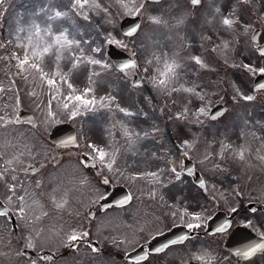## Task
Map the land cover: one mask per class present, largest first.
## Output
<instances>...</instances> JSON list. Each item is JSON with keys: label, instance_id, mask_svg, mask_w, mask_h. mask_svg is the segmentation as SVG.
<instances>
[{"label": "snow or ice", "instance_id": "6c2138e0", "mask_svg": "<svg viewBox=\"0 0 264 264\" xmlns=\"http://www.w3.org/2000/svg\"><path fill=\"white\" fill-rule=\"evenodd\" d=\"M262 9L264 0H0V264H58L80 243L102 255L94 239L129 257L173 228L129 259L264 264V181H242L264 173ZM221 66L223 77L204 78ZM213 99L225 106L213 110ZM66 121L74 130L50 139ZM129 154L146 159L120 167ZM113 181L129 185L119 199ZM143 196V216H110ZM228 238L237 243L225 255Z\"/></svg>", "mask_w": 264, "mask_h": 264}, {"label": "rangeland", "instance_id": "374dc122", "mask_svg": "<svg viewBox=\"0 0 264 264\" xmlns=\"http://www.w3.org/2000/svg\"><path fill=\"white\" fill-rule=\"evenodd\" d=\"M16 2H17V0H15L14 3H16ZM19 2L20 3H25V0H19ZM252 2H253V5L254 6H260V0H252ZM262 10H264V9H262ZM2 54L3 53L0 52V55H2ZM0 67H3L2 62H0ZM226 72H229V70L226 69V68H224L223 66H221L220 69H219V71L215 73V76H214V78L212 80L215 81L216 78H217V76L223 77ZM0 77H2V73H0ZM206 77H207V79L209 77L207 73L204 74V78L205 79H206ZM221 87H225V85H221ZM221 95H223V93H221ZM225 99H227V97H225ZM161 102L162 103L164 102L163 99H161ZM217 103H220V102H218L216 99H213V102L210 105V107L214 106ZM26 104H30V102H27L26 101ZM168 107L171 108L172 107V104L169 103L168 104ZM231 118H232V114L231 113H229L228 116L225 117V119H231ZM125 158L128 161L131 160V159H133V157H131L130 154H129L128 157H125ZM135 158L136 159H139V160L146 159V157L140 156V155H138ZM190 158L192 160H194V162L196 163V166L198 167V165H197V159L194 156H192ZM123 164H125V162H123ZM248 175H251L252 176V178H253L252 180L254 181V184L255 185L258 184L257 183L258 181H260V182L261 181H264V173H262L259 168L253 169V170L249 171L246 174H242V181H244L248 177ZM189 181H191V180L189 179ZM134 186H137L140 189V191H144V192L147 191V186L142 181H138L137 184H135ZM248 186H252V185L249 184ZM187 191H188V194L190 196H192V197H195L197 195L196 189L194 187H191L190 186V188ZM84 196L86 198L87 194L84 193ZM138 204H140V203L138 202ZM151 207H152V202H148L145 199V202H142L140 204V208L142 209V213H141L140 216H143L144 211L146 209H150ZM98 241L102 244V246H106L105 248H107V251L110 253V256H111V258L113 260L117 261L118 264H124V259H122L124 256L122 255L121 250L116 249L115 246L109 245V244H107V242H105L103 240H98ZM103 244H105V245H103ZM134 246H136V245H133L132 248H134ZM78 248H79V251H74L71 254V257L70 258H66L65 260L60 261V263L58 262V264H100V260L102 258H107L108 257V255H104V254H102V255H100V254H92L90 251H88L85 248H82L81 246H78ZM17 264H19V262H17ZM128 264H134V263H129L128 262Z\"/></svg>", "mask_w": 264, "mask_h": 264}, {"label": "flooded vegetation", "instance_id": "af4514ba", "mask_svg": "<svg viewBox=\"0 0 264 264\" xmlns=\"http://www.w3.org/2000/svg\"><path fill=\"white\" fill-rule=\"evenodd\" d=\"M31 109H32L31 104H26V105H25V109H24V110H31ZM25 126H27V125H25ZM119 166L121 167V165H119ZM93 171H94V170H93ZM33 175H34V174H33ZM243 183H244V182H243ZM244 184H245V183H244ZM120 185H124V184L122 183V181H119V182L113 181L112 183H110V184L108 185V192L111 193L112 190H113L116 186H120ZM247 186H248V185H247ZM85 193L87 194V192H85ZM86 197H87V196H86ZM142 200H143V198L141 197V200L136 201L137 203H135L134 205H131V206H124L123 208H121L120 206L113 205L112 208L109 210V214H110V216H112V217L117 216V214H122V215L124 216L125 219H127V220L130 221V217H131V214H132L133 212H138L139 215L142 213V209H141V208L139 207V205H138V202H141V203H142ZM147 200H148V201H151L149 198H147ZM141 203H140V204H141ZM74 204H75V201H74ZM253 206H255V205H253ZM98 208H99L98 205L93 206L92 211L98 213ZM218 212H222V214L220 215V218H221V217L224 215V212H223L222 207H221V209L217 210V213H218ZM9 225L11 226V222H9ZM237 227H238V228H242L243 226H237ZM173 229H174V228H173ZM121 230H122V229H121ZM171 230H172V229H171ZM161 231H162L163 233L167 232V231H165V230H163V229H161ZM249 231H250V230H249ZM94 240H95V239H94ZM94 240H93V241H94ZM236 243H237V241H235V240L232 239V238L224 239V240L221 241V244L223 245V248H224L225 255H227V250H228L229 248L233 247L234 244H236ZM146 244H147V242H146L145 244L142 243V244H140L139 246H141V245H145V246H146ZM78 246H82L83 248H86V246H85L84 244H82V243L78 244ZM176 247H179V245H177ZM101 249H102V247H101ZM103 250H104V249H103ZM75 251H77V250L75 249ZM25 252H26L28 255H34V252H33V250H31V249H26ZM73 252H74V249L71 248V247H68V248H66V249H61V250H60V255H59V257H58L57 259H58V260H61V259H63V258H70V257H71V254H72ZM104 252H105V250L103 251V253H104ZM156 255L159 257L160 260H164V259H165V256H164L163 254H156ZM256 259L259 260V259H260L259 256H257ZM167 260H168V264H172V258H171V256H169V257L167 258ZM149 263H151V264H155V261L153 260V261H150ZM140 264H145V262L140 263Z\"/></svg>", "mask_w": 264, "mask_h": 264}, {"label": "water", "instance_id": "95a60500", "mask_svg": "<svg viewBox=\"0 0 264 264\" xmlns=\"http://www.w3.org/2000/svg\"><path fill=\"white\" fill-rule=\"evenodd\" d=\"M220 108H222V106L217 107L215 110H219ZM187 166H188V165H187ZM169 236H170V234H166V235H164L163 237H158L157 239H155V240L152 242L151 246H158L159 243L162 242V240H163L164 238H168Z\"/></svg>", "mask_w": 264, "mask_h": 264}]
</instances>
